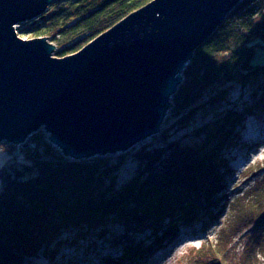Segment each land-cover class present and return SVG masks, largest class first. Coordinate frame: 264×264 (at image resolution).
I'll list each match as a JSON object with an SVG mask.
<instances>
[{
    "label": "trees",
    "instance_id": "16d2710c",
    "mask_svg": "<svg viewBox=\"0 0 264 264\" xmlns=\"http://www.w3.org/2000/svg\"><path fill=\"white\" fill-rule=\"evenodd\" d=\"M64 1L56 0L52 11L49 7L27 27L34 35L62 40L55 51L60 57L77 52L151 0H67V7ZM44 22L48 27L42 30ZM258 46L264 47V0H242L187 62L171 97L170 119L186 126L207 91L218 103L225 100L228 84L249 86L252 77L264 72V64L252 62ZM261 104L264 93L258 107ZM243 113L227 114L219 125L199 128L197 135L203 130L204 137L191 146L169 142L166 136L161 149H139L134 154L137 173L121 187L116 178L125 161L122 156L114 161L106 156L73 160L52 145L43 130L18 145L2 142L8 156L0 166V264H24L27 255L56 257L80 242L90 253L99 240L121 251L103 264H144L156 248L174 241L180 226L192 227L203 214H212L229 171L224 149L236 138L233 131L248 115ZM167 130L161 128L160 135ZM162 161L167 164L157 168ZM259 183L264 192V174ZM244 197L233 200L239 221L222 228L214 243L198 248L196 261L228 264V246L237 229L261 217L262 207L252 210L241 203ZM146 231L147 239L140 236ZM260 234L261 240L264 232ZM260 240L255 241L258 248L264 244ZM250 248L245 264L256 261Z\"/></svg>",
    "mask_w": 264,
    "mask_h": 264
},
{
    "label": "water",
    "instance_id": "95a60500",
    "mask_svg": "<svg viewBox=\"0 0 264 264\" xmlns=\"http://www.w3.org/2000/svg\"><path fill=\"white\" fill-rule=\"evenodd\" d=\"M56 0H0V143L43 129L73 160L123 152L161 132L194 51L242 0H151L57 57L16 29Z\"/></svg>",
    "mask_w": 264,
    "mask_h": 264
},
{
    "label": "rangeland",
    "instance_id": "374dc122",
    "mask_svg": "<svg viewBox=\"0 0 264 264\" xmlns=\"http://www.w3.org/2000/svg\"><path fill=\"white\" fill-rule=\"evenodd\" d=\"M68 4L69 2L66 0L63 5L67 7ZM52 5L53 3L49 7ZM52 10L53 8L50 11ZM38 19L36 18V20ZM30 24L31 22H25L19 25L16 29L19 37L24 39L38 37L31 30H27V27L31 26ZM40 26L42 30L48 27L45 22L41 23ZM44 36L41 35V37ZM47 39L55 45L56 49L57 45L62 41ZM53 55L60 57L55 52ZM252 62L254 64H264L263 46L256 48ZM251 80L252 82L247 87H242L237 83L228 84L226 87V98L222 102L217 103L216 97L211 99L215 95L207 91L198 101L195 107L196 113L186 126L180 127L177 121L171 120L168 110L161 125L164 130L168 128L166 134L160 135L158 133L138 142L126 151L105 155L111 158V161H114L119 156H122L125 160L120 166L116 178L118 187H121L137 173L138 160H136L134 154L139 149H161L166 145L163 138L166 136V140L169 142L178 143L180 146H191L201 141L200 138L204 137L203 130L219 125L227 114H240L243 112L244 116L248 114L243 119L242 124L233 131L236 134V138L229 147L224 149V158L229 171L224 175L225 181L222 195H218L217 202L212 205L214 206L212 214L209 217L203 214L202 218L195 222L192 227L180 226L174 241L158 249L155 247V252L144 264H206L203 261H196L200 255L198 248L203 244L214 243L222 228L229 227L232 222L236 223L239 221L237 213L236 215L234 214L235 206L233 200L236 197H244L246 194L249 195V201L247 202V196H245L240 199L241 203L245 201L252 210L260 205L262 210L259 211L261 214L259 216L261 217L256 223L246 224L247 226L244 225L237 229L232 242L228 246L227 261L228 264H245L246 253L251 247L250 251H254L256 258L254 264H264V244L262 248H258L255 243V241L260 240V232H264V217H262L264 214V192L260 188L259 183L264 174V106L261 104L263 107H258L260 96L264 93V72L259 74L258 77H252ZM249 111H254V113L252 114ZM199 128H203V130L197 135ZM250 131H254V133L250 134ZM166 149L168 150V147ZM7 156L6 149L0 147V166ZM164 158H167V153ZM165 161L157 164V168L163 169L165 164H167L163 165ZM256 186H258V189H256ZM257 190L261 192L259 195H257ZM255 224L257 225L255 226ZM149 234L150 231H146L140 236L147 239ZM263 238L264 234L260 240L262 243L264 241ZM111 245L108 242L99 240L94 243L95 250L88 253L84 252L88 245L80 242L75 245L76 249L64 248L56 257L27 255L24 264H103L104 259L116 258L121 253L119 249L112 248ZM208 264L212 263L208 262Z\"/></svg>",
    "mask_w": 264,
    "mask_h": 264
},
{
    "label": "bare ground",
    "instance_id": "6f19581e",
    "mask_svg": "<svg viewBox=\"0 0 264 264\" xmlns=\"http://www.w3.org/2000/svg\"><path fill=\"white\" fill-rule=\"evenodd\" d=\"M256 128V127H255ZM251 132V131H250ZM254 133V131H252L250 134Z\"/></svg>",
    "mask_w": 264,
    "mask_h": 264
}]
</instances>
